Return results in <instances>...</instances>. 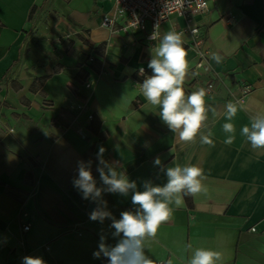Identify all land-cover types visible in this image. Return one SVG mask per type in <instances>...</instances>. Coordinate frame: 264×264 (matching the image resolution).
Returning a JSON list of instances; mask_svg holds the SVG:
<instances>
[{
    "label": "crops",
    "instance_id": "0c3cea01",
    "mask_svg": "<svg viewBox=\"0 0 264 264\" xmlns=\"http://www.w3.org/2000/svg\"><path fill=\"white\" fill-rule=\"evenodd\" d=\"M48 3L56 11V22L44 32L58 42L53 60L28 51L41 37L32 18ZM113 12L111 0H0V264H22L25 256H40L46 264H107L93 252L101 232L108 244L116 243L111 221H91L95 204L72 183L77 162L92 160L97 186H103L96 171L101 146L104 159L118 161L139 190L145 180L166 182L153 166L157 156L166 166L175 161L204 169L208 195L185 197V206L146 242L156 264H186L189 243L220 251L223 264H264V151L253 150L240 134L251 114L264 111V0H210L209 13L194 19L216 80L206 96L220 113L209 112L206 121L215 147L202 145L199 136L195 143L180 141L159 108L145 100L139 83L151 75L152 32L124 33L118 25L110 33L101 23ZM173 25L187 28L174 16L161 33ZM184 39L190 94L207 84L195 76L191 36ZM213 53L223 60L216 63ZM237 98L246 110L233 119L236 139L227 146L224 106ZM82 105L90 107L92 121L78 111ZM103 198L117 219L134 210L131 194ZM22 210L28 219L20 218Z\"/></svg>",
    "mask_w": 264,
    "mask_h": 264
},
{
    "label": "clouds",
    "instance_id": "9594fccd",
    "mask_svg": "<svg viewBox=\"0 0 264 264\" xmlns=\"http://www.w3.org/2000/svg\"><path fill=\"white\" fill-rule=\"evenodd\" d=\"M185 33L170 26L161 33L159 24L154 25L149 37L154 41L150 48L151 59L148 68L151 75L146 76L139 89L145 100L154 107H158V115L168 129L178 136L185 144L195 143L197 136L202 145L215 147L212 139L214 133L206 121L209 112L213 116L220 113L212 105L206 103L208 90L200 87L190 94L185 91V80L188 72L187 51L185 49ZM216 63L223 57L213 53ZM140 72H144L141 68ZM241 110H246L244 101L234 99L224 106L222 130L226 138L222 141L231 146L236 139V127L232 122ZM202 129L204 131H202ZM240 134L244 143L255 151H264V111H258L249 116V123L245 124ZM147 146V145H146ZM105 149L101 146L97 153L99 173L102 187L97 186V180L92 172V160L77 162L78 175L73 178V187L81 194L82 199L90 200L95 207L89 213V219L103 224L110 220L111 236L116 240L114 245L107 243V237L100 233L98 248L93 252L94 258L103 256L107 264H156L155 260L146 253V242L155 238L160 226L169 221L175 209L185 206V197H196L199 194L208 195V188L204 184L207 176L199 164L188 163L182 165L172 161V166L162 164L157 156L153 161L154 167L166 177V182L156 184L152 180H145L138 189L137 182L131 180L126 171L121 170L118 161L108 162L104 159ZM104 193L119 194L128 197L134 210H125L117 219L108 209V202L103 198ZM190 253L186 264H223V254L209 247L193 248L186 245ZM22 264H46L40 256H25Z\"/></svg>",
    "mask_w": 264,
    "mask_h": 264
},
{
    "label": "built area",
    "instance_id": "2783aa9c",
    "mask_svg": "<svg viewBox=\"0 0 264 264\" xmlns=\"http://www.w3.org/2000/svg\"><path fill=\"white\" fill-rule=\"evenodd\" d=\"M114 12L106 15L102 19L101 27L110 33H115L116 27L121 25L124 33L131 31H145L146 23L149 21L154 25L159 24L160 28L172 17L178 16L187 22V28L183 30L192 38V45L197 50L198 63L195 67V76L203 78L207 84L208 92L215 87L216 80L212 76V67L208 61V53L204 50V35L200 28L193 22L197 16L209 13L210 0H111ZM90 61H93L92 59ZM92 84L87 85L88 90H92ZM78 111L87 114L88 120H93L91 109L87 105L78 106ZM20 218H29L27 211L22 210ZM24 230L28 231L26 226ZM255 233L256 230L252 229Z\"/></svg>",
    "mask_w": 264,
    "mask_h": 264
},
{
    "label": "rangeland",
    "instance_id": "374dc122",
    "mask_svg": "<svg viewBox=\"0 0 264 264\" xmlns=\"http://www.w3.org/2000/svg\"><path fill=\"white\" fill-rule=\"evenodd\" d=\"M56 11L51 3L46 4L44 9L36 16L32 18L34 31L39 33L41 37L33 38L31 44L34 46L33 49L28 48V51L36 53L37 56L43 55L45 58H49V55L56 54L58 48V42L53 40L51 34L48 36L44 34L45 31L52 28L53 22H56ZM43 31V32H40ZM153 31L151 23L148 21L146 23V33H151ZM47 36V37H45ZM46 41V42H44ZM51 49V51H49ZM64 51L62 52V54ZM40 54V55H39ZM53 60V59H50ZM91 60V59H90ZM93 62V61H90Z\"/></svg>",
    "mask_w": 264,
    "mask_h": 264
},
{
    "label": "trees",
    "instance_id": "16d2710c",
    "mask_svg": "<svg viewBox=\"0 0 264 264\" xmlns=\"http://www.w3.org/2000/svg\"><path fill=\"white\" fill-rule=\"evenodd\" d=\"M151 73V72H150ZM190 196L189 197H186V200H189Z\"/></svg>",
    "mask_w": 264,
    "mask_h": 264
}]
</instances>
